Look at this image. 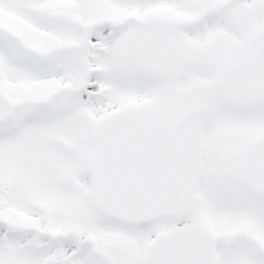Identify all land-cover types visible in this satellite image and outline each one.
<instances>
[{"label":"snow or ice","instance_id":"snow-or-ice-1","mask_svg":"<svg viewBox=\"0 0 264 264\" xmlns=\"http://www.w3.org/2000/svg\"><path fill=\"white\" fill-rule=\"evenodd\" d=\"M0 264H264V0H0Z\"/></svg>","mask_w":264,"mask_h":264}]
</instances>
